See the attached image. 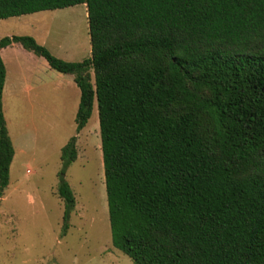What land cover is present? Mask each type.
<instances>
[{
    "label": "trees",
    "instance_id": "trees-1",
    "mask_svg": "<svg viewBox=\"0 0 264 264\" xmlns=\"http://www.w3.org/2000/svg\"><path fill=\"white\" fill-rule=\"evenodd\" d=\"M77 4L91 56L59 58L32 35H6L72 74L78 132L97 106L112 244L134 264H264V0H0V20ZM0 196L14 145L3 110ZM78 157L63 147L64 170ZM65 226L76 197L64 175Z\"/></svg>",
    "mask_w": 264,
    "mask_h": 264
},
{
    "label": "rangeland",
    "instance_id": "rangeland-1",
    "mask_svg": "<svg viewBox=\"0 0 264 264\" xmlns=\"http://www.w3.org/2000/svg\"><path fill=\"white\" fill-rule=\"evenodd\" d=\"M10 33L32 35L65 60L91 56L86 4L1 19L0 38ZM42 74L39 100L26 111L34 114L31 124H20L33 149L17 154L11 197L0 206V264H134L112 244L98 108L78 132L69 92L63 85L56 91L47 68ZM74 135L78 157L64 170L62 150ZM62 174L76 197L66 226L58 193Z\"/></svg>",
    "mask_w": 264,
    "mask_h": 264
},
{
    "label": "crops",
    "instance_id": "crops-1",
    "mask_svg": "<svg viewBox=\"0 0 264 264\" xmlns=\"http://www.w3.org/2000/svg\"><path fill=\"white\" fill-rule=\"evenodd\" d=\"M7 35L12 36L18 34L10 33ZM0 53L6 65L7 72L2 97L3 110L8 132L14 145V157L10 166L11 172L17 154L28 153L29 147L32 148L31 143L33 139L26 135L25 127L31 124L28 118H33L34 114L27 115L26 111L34 110L36 106L34 102L39 100H36V97L43 80V68H47L49 75L56 77V91L60 85H63L66 91L65 93L69 92L68 96L65 94V98L69 97L74 101L75 116L81 101V90L72 74H66L57 70V73L52 72L51 69L53 68L46 58L26 49L20 42H13L3 47ZM21 123L25 127L22 128L20 126ZM97 126L99 130V124ZM10 187L11 180L5 188L3 195L0 196V206L2 202L8 201L11 197ZM14 189L16 188L14 187Z\"/></svg>",
    "mask_w": 264,
    "mask_h": 264
}]
</instances>
